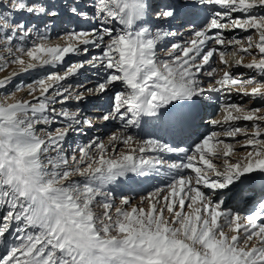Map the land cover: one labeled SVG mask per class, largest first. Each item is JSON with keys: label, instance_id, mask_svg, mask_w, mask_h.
<instances>
[{"label": "snow or ice", "instance_id": "obj_1", "mask_svg": "<svg viewBox=\"0 0 264 264\" xmlns=\"http://www.w3.org/2000/svg\"><path fill=\"white\" fill-rule=\"evenodd\" d=\"M9 67L0 264H264V188L250 211L227 206L264 180V0H0ZM209 94L219 117L201 132ZM90 97H107L99 114L81 108ZM110 122L107 141L78 142Z\"/></svg>", "mask_w": 264, "mask_h": 264}, {"label": "rangeland", "instance_id": "obj_2", "mask_svg": "<svg viewBox=\"0 0 264 264\" xmlns=\"http://www.w3.org/2000/svg\"><path fill=\"white\" fill-rule=\"evenodd\" d=\"M74 26L75 25H67V24L65 25V27H69V28L74 27ZM85 27H86V25H85ZM237 31H239V30H237ZM229 35L231 36L232 33H229ZM244 35H246V34L244 33ZM185 38H187V37H185ZM52 42L53 43H58V42H61V41L57 40L56 36L53 35ZM166 48H167V45L165 46V51H166ZM161 57L162 58H166L165 52H161ZM71 59H75V57H71L70 60ZM13 70H15L14 67H9V69L7 71L0 72V77H4V76L9 75V73L11 71H13ZM234 71L236 72L235 69H234ZM19 79H21V77L18 78V80ZM24 79L22 81H28V80H24ZM88 79H91V81H92L91 83H88V86L91 87L92 84L95 82V80L93 78H91L89 76V74H87V73H85L81 77H79L77 82L83 83V82H85ZM205 80L207 81V78H205ZM22 93L23 92H20L18 96L24 97V98H28L25 95V93H23V95H22ZM4 95H5L4 92H0V97H2ZM209 95L212 96V99L211 100H205V103L203 105L204 107L206 106L205 108H207V111L202 112V115L204 116V121L203 122L205 124V127L200 129L201 132H207V131L213 130V129H211L210 126L207 125V121L210 120V119L219 117V101L217 99V95L218 94H209ZM106 99H107V97H105L104 99H102L100 101H96L94 98L90 97V98H88V100L83 102L80 106H81V108L83 109V111L86 114L92 116V115H95V114H99V112L102 111V109L99 107V105L100 104H104ZM233 100L235 102H237V103L242 102L241 98L239 96H236V95H233ZM243 102L247 103V99H245ZM243 123L244 122H241V126L243 125ZM115 130H116V125H115L114 122H110V123L103 124V125H99L98 124L96 128H94L92 130H89L87 132V136L80 138L78 140V142H84V141H86L88 138H90L92 136H99L103 140L107 141L108 136ZM143 137L147 138V136H143ZM182 146H189V145L186 142ZM154 177L155 178H150V181L152 182V184L151 183L147 184V186L144 187L143 189L142 188L139 189V186L137 187V189H135V187H134L135 186L134 185L135 181L128 182L127 184H124V185H121V186L117 187L116 188V203L118 204L120 195H126V196L131 198L132 204H137L140 201V198L142 196H145L148 192L152 191L153 188L163 186L167 182L166 178L164 176L162 177V175H161V177L160 176H154ZM160 178H162L164 180V182L163 181H159ZM227 195H229V193ZM241 199H242V195L236 197V201L237 202L240 201ZM228 200L229 199H227V206L228 207L233 208L232 204H238V203H236L235 198H233L232 200H229V202H228ZM239 204H240V202H239ZM248 204H249V201H248L247 205ZM233 209L238 210V208H233Z\"/></svg>", "mask_w": 264, "mask_h": 264}, {"label": "bare ground", "instance_id": "obj_3", "mask_svg": "<svg viewBox=\"0 0 264 264\" xmlns=\"http://www.w3.org/2000/svg\"><path fill=\"white\" fill-rule=\"evenodd\" d=\"M232 35H237V36H244V33H242V32H239V31H237V32H235V33H232ZM230 58V57H229ZM250 59V58H249ZM236 70V72H241V71H247V70H245V69H235ZM21 77V79H19L18 81H20V80H23L24 78V80H30L31 79V77L29 76V75H21L20 76ZM19 77V78H20ZM17 81V82H18ZM19 95V93H17V98H19L20 96H18ZM22 95H23V93H22ZM21 95V96H22ZM133 131H136V130H133ZM149 131H152V127L151 126H149ZM156 135H157V137H163L166 141H169V142H171V137H169V135H167L163 130H160V131H158V132H156L155 133ZM140 135H142V136H146V134L145 133H140ZM163 171V170H162ZM161 177V176H160ZM163 177V176H162ZM151 178H155L154 176L153 177H151ZM165 179V178H164ZM159 181H163L164 182V180L162 179V178H160L159 179ZM131 182H133V181H131ZM135 184V189H137V187L139 186V189H143L144 187H146L147 186V184H152V182L150 181V179H147V180H143V179H141V180H136L135 182H134ZM154 185V184H153ZM156 185V184H155ZM231 194H229V195H227L228 197H227V199H229V196H230ZM256 197H254V198H251V200L249 201V202H251V201H253L254 199H255ZM228 202H229V200H228ZM234 202V201H233ZM232 207L233 208H238V210H243V211H245V212H247L248 211V209H249V206L247 205L246 206V204L245 203H238V204H232Z\"/></svg>", "mask_w": 264, "mask_h": 264}]
</instances>
